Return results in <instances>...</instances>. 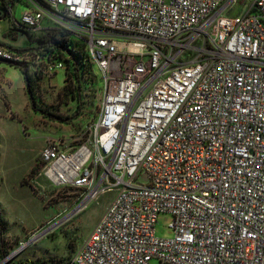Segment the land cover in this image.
Segmentation results:
<instances>
[{"label": "built area", "instance_id": "obj_1", "mask_svg": "<svg viewBox=\"0 0 264 264\" xmlns=\"http://www.w3.org/2000/svg\"><path fill=\"white\" fill-rule=\"evenodd\" d=\"M24 1L15 25L84 39L102 73L88 135L40 155L69 216L116 189L71 262L264 264V0L236 15L239 0ZM31 51L0 43L36 74L65 66Z\"/></svg>", "mask_w": 264, "mask_h": 264}, {"label": "rangeland", "instance_id": "obj_2", "mask_svg": "<svg viewBox=\"0 0 264 264\" xmlns=\"http://www.w3.org/2000/svg\"><path fill=\"white\" fill-rule=\"evenodd\" d=\"M251 2L239 0L223 13L236 15ZM16 5L11 16L0 17L1 39L16 48L38 45L39 31L14 28L25 2L17 1ZM48 23L45 20V24ZM11 26L14 28L11 35L4 34ZM118 39L125 38L119 36ZM101 76V70L95 64L90 76L81 82L84 94L81 106L77 105L79 96L76 94L75 98L64 85L65 68L51 76L37 78L34 86L38 103L61 114L54 116L34 107L23 69L0 60V264L9 260L45 258H59L65 264H71L75 251L115 195L116 189L109 188L76 214L69 217L68 211L57 214L64 204L73 203L75 196L73 192L58 190L43 173L40 161L49 137L61 136L76 142L88 135V126L96 119L102 101ZM35 166H39L37 171H33ZM56 221L59 223L45 234L27 242ZM172 221L170 212H161L156 222L157 235L172 236ZM4 251L8 253L4 255Z\"/></svg>", "mask_w": 264, "mask_h": 264}, {"label": "trees", "instance_id": "obj_3", "mask_svg": "<svg viewBox=\"0 0 264 264\" xmlns=\"http://www.w3.org/2000/svg\"><path fill=\"white\" fill-rule=\"evenodd\" d=\"M10 1L8 0H0V9L5 13L9 12ZM39 44L32 47L26 48H16L12 45L7 44L11 48L18 49L20 51L24 50H32L31 52L34 54H41V56L47 60L51 59H60L64 62L65 70H66V79L65 86L69 88V92L76 97L79 96L76 101L77 105L81 106L84 97L81 91V82L84 79L90 76L93 68V62L90 60L88 51L86 48V42L84 39L72 37L66 35L63 30L58 27H54L53 29L47 31L46 33L40 34L38 37ZM34 51V52H33ZM1 60V57H0ZM20 66L26 75L27 86L29 91L32 93L31 96L33 98V105L38 110H41L43 113L51 114L54 116H60L54 112L53 108L44 107L42 104L38 103L35 93L34 82H36L37 78L43 77L41 74H36L32 72L27 65H18ZM62 117V116H61ZM39 166H35L33 171H37ZM4 227V226H2ZM2 232V230H1ZM2 250V247H1ZM3 252V251H2ZM8 252L4 251V255ZM6 264H65L63 259L59 258H45V259H29L26 261H12L9 260ZM75 264V263H71Z\"/></svg>", "mask_w": 264, "mask_h": 264}, {"label": "crops", "instance_id": "obj_4", "mask_svg": "<svg viewBox=\"0 0 264 264\" xmlns=\"http://www.w3.org/2000/svg\"><path fill=\"white\" fill-rule=\"evenodd\" d=\"M8 1H10L9 12H8V13H7V12L5 13V11L2 12V9H0V17H3V16H11L12 13L14 12L15 8L17 9L16 2H17V1H20V0H8ZM24 2H25V1H24ZM26 8H27V3L25 2V6L22 8V12H23ZM16 27H18V26L14 24V28H16ZM14 28H13L12 26L9 27L8 30L4 31V34H6V35H11V33L13 32V29H14ZM39 32H40V31H39ZM0 43L7 44L6 41H4V39H1V37H0ZM71 205H72V203L67 204V205L64 204L65 207H63V209H61L60 211H58L57 214H62V213L67 212V211L70 209V206H71ZM57 214H56L55 216H57ZM55 216H54V217H55ZM49 220H50V219H49ZM51 220H52V219H51Z\"/></svg>", "mask_w": 264, "mask_h": 264}, {"label": "water", "instance_id": "obj_5", "mask_svg": "<svg viewBox=\"0 0 264 264\" xmlns=\"http://www.w3.org/2000/svg\"><path fill=\"white\" fill-rule=\"evenodd\" d=\"M3 61H7L10 62L8 60L2 59ZM11 63V62H10ZM29 94L31 95L32 93L29 91ZM67 217V216H66ZM69 217V215H68ZM65 218V217H64ZM60 221V220H59ZM59 221L54 222L52 225L48 226L47 228H45L44 230L40 231L38 234H35L32 238H30L27 242H30L31 240L38 238L40 236H42L43 234H45L47 231H49L53 226H55V224H58Z\"/></svg>", "mask_w": 264, "mask_h": 264}]
</instances>
